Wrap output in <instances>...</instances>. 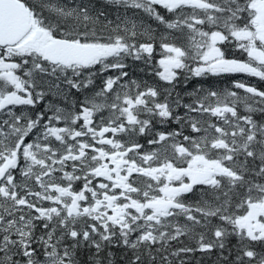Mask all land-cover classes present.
<instances>
[{
    "label": "snow or ice",
    "instance_id": "6c2138e0",
    "mask_svg": "<svg viewBox=\"0 0 264 264\" xmlns=\"http://www.w3.org/2000/svg\"><path fill=\"white\" fill-rule=\"evenodd\" d=\"M223 74L264 81V0H0V264H264V90H176Z\"/></svg>",
    "mask_w": 264,
    "mask_h": 264
},
{
    "label": "trees",
    "instance_id": "16d2710c",
    "mask_svg": "<svg viewBox=\"0 0 264 264\" xmlns=\"http://www.w3.org/2000/svg\"><path fill=\"white\" fill-rule=\"evenodd\" d=\"M102 3L103 1L100 2V7L102 6ZM110 6H108L105 10L107 12V15L108 17L110 16V13H112V9L109 8ZM163 12V10H162ZM146 22V25H151L153 28H157V25L156 24H151L150 20L149 21H145ZM162 33L160 31V29L157 28V36H159V34ZM158 43H159V40H157V48H156V52L154 54V58L151 62H154L156 63V61H158V59L160 58V49L158 47ZM231 55V53H230ZM235 55L237 57L240 56V52L239 51H236L235 52ZM128 66L130 65H133V66H141V67H149L151 66V62L149 64H145L142 60L141 61H137V60H132V59H129L126 58V61ZM129 72V75H132V76H144L146 77L145 78H142V79H145L146 81H149V82H154V83H159V79L158 78H155L154 76V72L153 70H148V69H144V70H139V71H128ZM231 76H229L228 74H223L221 76H215L214 77V80L212 82L211 80V85H209L213 90H219V91H222L224 90L225 88H228V89H232V90H235V91H238V89H234L233 88V82L236 81L234 79H230ZM181 82L177 85V88L176 90L181 92V95L183 94L181 90H187L189 88V86H185L184 83V78L181 77ZM196 78H200V77H191L190 79L186 80L187 82L189 83H192L191 81H198ZM203 78H209V75L206 76V77H203ZM98 81H100L99 79H96V82L99 83ZM163 84V82H162ZM195 84H198L195 83ZM258 88H260L261 90H264V82H259L257 84ZM200 88V87H199ZM239 92V91H238ZM241 111H243V109L241 108ZM213 120L215 118H212ZM235 241H233L234 243ZM178 246V245H177ZM201 258V254L200 253H196L195 254V259H200ZM213 259H215V257H213ZM204 260H205V264H208V258L207 257H204Z\"/></svg>",
    "mask_w": 264,
    "mask_h": 264
},
{
    "label": "rangeland",
    "instance_id": "374dc122",
    "mask_svg": "<svg viewBox=\"0 0 264 264\" xmlns=\"http://www.w3.org/2000/svg\"><path fill=\"white\" fill-rule=\"evenodd\" d=\"M101 1H103V0H95V2H96V5H97V7H100V2ZM109 8H111L112 10H113V12H116L118 9H116V8H114V7H109ZM129 11L130 12H133V13H138V12H140L139 10H131V9H129ZM161 12H162V9H161ZM116 15L117 16H119V17H125V16H128V17H131V18H133V19H135V20H137V22L139 23V22H143L141 19H139L138 17H136V16H134V15H132V14H128L127 13V11L126 12H124L123 14L122 13H116ZM116 16V17H117ZM144 16L146 17V18H149L146 14H144ZM116 17H113V16H109L108 18L109 19H112L113 21H115L116 20ZM137 19H136V18ZM150 22H151V24L153 25V24H157L153 19H150ZM144 23V22H143ZM145 25H146V23H144ZM165 30L163 29V26H162V32H164ZM161 51V50H160ZM245 56V55H244ZM246 57V56H245ZM132 59V58H131ZM133 60V59H132ZM151 69L152 70H156V63H154V62H151ZM109 74H114V73H104L103 74V76H107V75H109ZM235 75H242V76H244L245 74H235ZM141 78H145L144 76H141ZM247 78L248 79H251V80H257V81H260L258 78H255V77H249V76H247ZM102 79H103V77H101V82H102ZM159 79V78H158ZM101 82H99V84H101ZM161 84H162V81H161ZM199 85V87L200 88H203L202 87V85L199 83L198 84ZM73 91V90H72ZM87 91L89 92L90 90H86V93H87ZM189 91H186V93H188ZM186 93H185V96H186ZM244 93L242 92L241 93V95H243ZM182 96H183V94H182ZM52 97V96H51ZM54 98V97H53ZM83 99V95H82V98H81V100ZM63 101V100H62ZM48 102H52V100H51V98H49L48 96L46 97V99L44 100V101H41L40 103H38L37 105H36V107L35 108H32V110L34 111V113H35V111H39L37 108L39 107V106H41V105H47V103ZM64 102V101H63ZM28 107H30V106H23V107H18V108H28ZM31 108V107H30ZM32 115H34V113L31 111L30 112ZM105 115H107V113H105ZM62 126V125H61ZM174 127V126H173ZM140 143H142V144H144V143H146L145 142V140L143 139V138H141L140 139ZM153 146H149V145H147V144H145V150H150L151 148H152ZM214 257V256H213Z\"/></svg>",
    "mask_w": 264,
    "mask_h": 264
},
{
    "label": "bare ground",
    "instance_id": "6f19581e",
    "mask_svg": "<svg viewBox=\"0 0 264 264\" xmlns=\"http://www.w3.org/2000/svg\"><path fill=\"white\" fill-rule=\"evenodd\" d=\"M181 91L183 93V98H184L185 97V93H186L187 90H181Z\"/></svg>",
    "mask_w": 264,
    "mask_h": 264
}]
</instances>
